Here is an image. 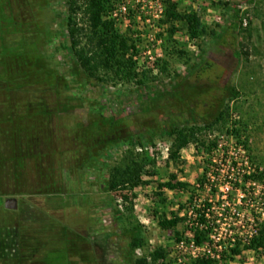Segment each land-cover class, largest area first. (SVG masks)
I'll list each match as a JSON object with an SVG mask.
<instances>
[{
  "label": "rangeland",
  "instance_id": "374dc122",
  "mask_svg": "<svg viewBox=\"0 0 264 264\" xmlns=\"http://www.w3.org/2000/svg\"><path fill=\"white\" fill-rule=\"evenodd\" d=\"M49 1L59 9L64 0ZM123 3L132 10V15L126 14L118 20L116 28L120 33L138 37L136 47L146 39L144 34L151 33L163 40L161 47L150 48L152 53L161 49L163 54L157 74L144 67L156 92L153 98L148 97L144 88L88 78L71 57L66 31L58 23L51 28L52 41L46 43V50L58 48L53 57L70 85V91H61L58 99L54 98L62 103L60 117L55 120L60 130L71 132L78 125L100 122L102 113L120 120L124 129L154 128L153 145L146 148L154 162L143 173V179L149 182L132 189L135 198L131 219L140 225L147 244L132 253L129 249L130 239L123 225L130 220L125 209L131 201L130 188L105 192L100 183V176H106L105 169L89 168L79 181L65 158L62 161L65 193L29 198L45 213L27 207L34 221L48 224L42 237L58 250L48 253L46 264H69V261L132 264V257L146 255L155 247L174 257L175 230L161 228L158 219L162 215L171 217L172 213L182 215L189 193L165 189L158 195L157 183L175 174L178 179L195 184L209 162L210 151L229 149L231 141L238 139L253 163L261 167L259 178L264 185V0H189V8L198 9L201 22L214 32L197 40L188 37L182 22L175 24L170 36L166 14L159 23L154 22L156 30L150 28L145 33L142 20L137 18L141 3L137 0H123ZM178 4L179 10H187L184 4ZM56 31L58 36L54 35ZM6 41L15 46H30L33 42L29 36L19 34L7 35ZM178 49L186 54L175 53ZM138 61L143 66L144 60ZM233 89L236 96L232 95ZM211 123L213 129H205L202 136L205 144L190 142L180 151L177 165L167 160L171 144L167 129L171 125L204 127ZM233 125L239 129V136L226 131V127ZM122 149L115 148L108 162L115 161ZM10 184L9 181L4 186ZM4 198H1L3 208ZM72 229L84 237L77 240ZM176 231L182 239L189 233L183 223L177 225ZM180 257L186 259L187 255ZM220 264H264L263 249L243 250Z\"/></svg>",
  "mask_w": 264,
  "mask_h": 264
},
{
  "label": "trees",
  "instance_id": "16d2710c",
  "mask_svg": "<svg viewBox=\"0 0 264 264\" xmlns=\"http://www.w3.org/2000/svg\"><path fill=\"white\" fill-rule=\"evenodd\" d=\"M162 2L170 36L175 31V24L181 22L192 40L214 34L197 13L179 10V4L174 0ZM122 3L123 0H64L57 9L49 0H0V264H46L48 253L58 251L42 237L48 225L46 222L34 221L30 211L22 218L19 210L3 209L1 198L16 196L22 206L45 213L29 198L65 193L62 178L65 158L79 181L89 168L94 171L105 169L106 176H100L105 192L117 193L130 188L131 201L125 205L130 220L123 225L130 239L129 249L132 253L147 244L140 225L131 219L135 198L132 189L149 182L143 179V173L146 166L154 162L146 150L147 146L153 145L154 128L124 129L120 120L102 113L100 122L78 125L71 132L60 130L55 120L60 117L62 103L54 98L58 99L61 91H70V85L53 57L58 48L46 50V43L52 41L51 28L58 23L66 31L71 57L88 78L144 88L148 97L153 98L156 95L154 86L137 59L138 37L120 33L110 19L112 11ZM223 4L235 11L229 3ZM126 10L132 15L129 7ZM9 34L29 36L33 42L30 46H15L6 41ZM54 35L58 36L57 31ZM174 52L186 54L179 49ZM236 94L233 89L232 95ZM222 115L224 113L220 116L225 123ZM205 129H213V124L204 127L171 125L167 129L171 139L167 160L177 165L180 151L190 142L205 144L202 137ZM226 131L239 136L235 125L226 127ZM117 147L123 148L120 155L115 161L108 162L109 154ZM9 181L11 184L5 187ZM197 182L202 183L203 179L199 178ZM157 187L158 195L165 189L187 191L186 203H192L194 195L198 194L195 184L178 179L175 174L166 181H159ZM207 206L208 203L202 207ZM186 218V214L162 215L158 225L175 230V243L182 239L176 231L179 223L193 232L194 244L210 243V229L201 227L203 213L197 211V217L192 221L197 224H185ZM64 227L69 228L66 224ZM74 233L77 240L84 237L75 230ZM184 242L188 244L189 239L184 238ZM258 248L263 249L264 256V228L250 243L229 247L227 255L221 258L232 259L242 249ZM181 255L176 249V255L171 258L163 248L155 247L146 255L132 257L131 261L132 264H219L206 251L177 263ZM69 264L73 262L69 261Z\"/></svg>",
  "mask_w": 264,
  "mask_h": 264
},
{
  "label": "built area",
  "instance_id": "2783aa9c",
  "mask_svg": "<svg viewBox=\"0 0 264 264\" xmlns=\"http://www.w3.org/2000/svg\"><path fill=\"white\" fill-rule=\"evenodd\" d=\"M137 1L141 3L137 9V18L142 20L141 23L146 29L145 33L150 28L155 29L154 22L159 23L165 16L164 3L162 0ZM126 14L125 3L112 11L111 18L115 26ZM243 24L246 25L245 19ZM144 37L146 39L136 47L137 58L144 60L143 66L157 74L163 54L161 49H156L152 53L150 48L161 47L163 40L151 33L144 34ZM143 46L145 48L142 49ZM231 142L228 145L229 149L210 151L209 162L200 177L203 182L195 183L198 194L194 195L192 203L187 202L184 207L182 215L187 216L185 224H197L192 221L196 219L197 211H200L204 219L201 227L210 229V243L205 241L200 245L194 244L191 230H188V244L184 242V239L176 243V249H179L182 255H187L186 258H193L206 251L220 264L221 256L229 252V247H234L237 243L241 247L250 243L262 230L264 185L259 178L262 169L253 163L244 145L238 139ZM218 146L220 147L221 144ZM207 203L209 206L203 209L202 206ZM188 246L189 251H186ZM184 260L185 258L178 257L177 263Z\"/></svg>",
  "mask_w": 264,
  "mask_h": 264
},
{
  "label": "crops",
  "instance_id": "0c3cea01",
  "mask_svg": "<svg viewBox=\"0 0 264 264\" xmlns=\"http://www.w3.org/2000/svg\"><path fill=\"white\" fill-rule=\"evenodd\" d=\"M174 1H176V2H181L182 4H184V5L186 6V9H187L186 11H188V12H195V13H197V14L199 15V13H198V9H193V10H191V9L189 8V6H190V5H189V0H174ZM3 209H5V208H3ZM5 210H8V209H5ZM17 210L20 211V215H21L22 218H25L26 215L29 213L27 207L22 206L21 203H19V205H18V209H17ZM9 211H15V210H9ZM0 214H2V213H0Z\"/></svg>",
  "mask_w": 264,
  "mask_h": 264
},
{
  "label": "water",
  "instance_id": "95a60500",
  "mask_svg": "<svg viewBox=\"0 0 264 264\" xmlns=\"http://www.w3.org/2000/svg\"><path fill=\"white\" fill-rule=\"evenodd\" d=\"M19 205V199L16 196H6L3 199V206L8 210H17Z\"/></svg>",
  "mask_w": 264,
  "mask_h": 264
}]
</instances>
